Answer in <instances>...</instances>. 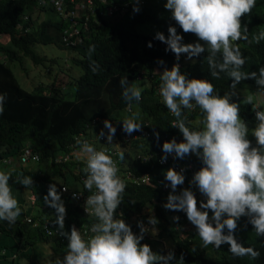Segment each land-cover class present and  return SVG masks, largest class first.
<instances>
[{"label":"trees","instance_id":"1","mask_svg":"<svg viewBox=\"0 0 264 264\" xmlns=\"http://www.w3.org/2000/svg\"><path fill=\"white\" fill-rule=\"evenodd\" d=\"M57 1L60 2L59 8ZM257 2L251 16L243 20L249 29V39L264 30V0ZM110 3L117 4L112 12L103 10L104 6L99 4L94 8L95 12L91 11L92 15L87 17L82 8L77 10L75 2L70 3L68 0H0V38L3 39L0 40V55L3 56L0 59V93L6 96L4 112L0 115V157L11 154L15 156L29 143L39 152L41 159L40 165L33 169L17 164L10 167L0 166V170L2 167L12 172V194L19 203L26 205L25 211L23 205H19L22 214H26L18 218L14 227L9 228L7 222L0 221V264H21L22 261H27L28 264H52L66 253L68 241L62 240V236L56 233L47 235L43 228L44 223L51 229L58 228L52 223L55 220V210L43 201L50 184H56L67 210L64 231L70 233L73 225L78 228L83 224L91 225L96 222L93 216L82 212L79 204L71 198V194L76 191L81 192L84 198L91 194L83 185L86 175L82 169L86 165V159H78L77 156H69L60 162L55 159L64 157L69 152L75 135H94L98 131L97 127L103 128L102 122L106 119L113 123L118 132L122 130L124 117L136 111L141 113L145 126L142 131L136 132L134 139L124 141L129 142V145H125V160L119 175L126 182L127 189L125 200L117 210L123 216L118 218H124L138 235L140 230L137 222L142 221L145 224L149 216H155L159 221L156 226L158 234L150 231L142 243L150 245L156 253L163 252L161 247L153 245L156 244L154 240L157 236L163 237L174 245L176 260L183 254L184 264H257V260L229 258L232 254L228 245H222L219 250L210 249L211 246L201 248L202 242L186 214L163 207L171 192L170 188L162 190L157 185L132 183L130 179H125V171H132L135 175L148 173L154 181L164 177L169 167L161 165L157 160L159 146L169 141L172 135L179 137V142L183 140L178 129L171 127L175 117L167 110L159 95L160 74L163 71L152 73L155 66L171 70L173 64L177 63L175 55L171 51H165L167 45L155 39L156 33H163L167 38V29L173 26L183 36L184 44L196 43L197 37L183 33L171 19V13L164 8L166 0H143L139 5H134L132 0H111ZM134 6L140 8L138 13L133 12ZM101 10L103 12L99 13ZM73 22L76 23L75 32L73 36H69L68 33L73 31L70 27ZM143 25L154 28L148 32ZM68 27V32L64 33ZM61 37L65 39L62 41ZM51 43L73 52L71 60L80 68L79 75L66 81V84H56L53 81L50 85L39 84L31 91L25 90L10 63L22 64L24 58H30L34 64H40L45 58L34 50V46ZM149 43L152 44L151 48L148 47ZM239 43L241 52L247 58L243 70L258 72L260 67H264V40L251 45L244 41ZM90 45H95V52L91 57L88 51ZM206 56L207 52L200 57H194L193 62L182 54L179 60L181 72L189 79L209 80L216 87L215 94L223 96L231 91L232 81L224 73H221L219 80L211 77ZM160 60L164 61L163 65L158 63ZM92 61L99 65L97 74L90 70ZM141 69L144 70L140 71ZM144 74L148 78V85L143 87L142 100L139 104L133 102L129 109L122 96L120 79L127 77L129 83H133L137 82L139 76L144 77ZM245 83L255 84V81L245 80L237 86ZM67 84L73 86V93L64 91ZM261 90L264 93V88ZM232 102H240L242 119H255L252 105L244 104L243 99L237 96L232 97ZM195 109L184 111L191 121V127H198L200 130L202 125L193 122L198 117L199 122L201 120L200 111ZM255 110L261 111V106L258 105ZM97 117L99 118L96 119ZM153 129L160 134L159 142ZM141 142L143 148L140 151L150 158L144 162L136 156L132 162H128L127 153L139 152ZM108 148V154L111 155L114 151ZM168 162L185 164L184 174L187 178H192L203 166L194 155L184 160L169 158ZM193 166L194 169L191 168ZM39 170H42V174L37 173ZM18 176H31L34 187L25 189L23 185L16 183ZM16 185L25 189L27 195L23 192L22 196ZM61 186H65L68 191H62ZM189 187L196 194L198 204L203 201L199 197L198 189L187 184L179 186L176 194ZM31 195L36 199L32 201L29 198ZM130 200L136 203L132 204ZM27 215L31 217L30 222L23 219ZM175 216L179 217L178 222L173 221ZM245 224L247 218L243 217L239 224L242 225V230H237L236 238L245 247L254 248L260 244V237L256 236L252 225L247 224L245 228ZM38 243L43 244L42 249L47 252L41 257L33 251ZM63 246L65 251H61ZM193 246L197 249L194 253L191 251ZM25 251L28 253L25 254ZM22 257L25 259H21ZM170 264H176V261Z\"/></svg>","mask_w":264,"mask_h":264},{"label":"clouds","instance_id":"2","mask_svg":"<svg viewBox=\"0 0 264 264\" xmlns=\"http://www.w3.org/2000/svg\"><path fill=\"white\" fill-rule=\"evenodd\" d=\"M110 1L97 0L96 3L95 0H68L70 3L75 2L77 10L82 8L87 17L92 15L91 11L95 12L94 8L99 4H102L103 10L106 11L108 6H117ZM142 1L132 0L134 5H139ZM257 3V0H166L164 8L171 13V19L183 33L194 34L198 42L182 43L183 36L179 35L177 28L173 26L168 27L167 38L163 33H156L155 39L166 44L165 51H171L177 61L171 70L161 68L163 72L160 74L159 95L167 110L175 117L171 127L178 129L183 137L182 142H179V137L172 135L169 141L159 146L157 160L160 163L162 150L164 155L160 164L168 165L169 169L164 173V177L159 179L167 181L164 186L171 189L163 207L186 214L187 220L195 227L202 242L201 248L211 246L210 249L219 250L222 245H228L232 254L228 256L229 258L257 260V264H264V111L263 106L255 101L256 95L252 93L244 97L243 103L252 105L255 112L254 120L242 119L240 102H232L237 85L245 80L252 79L257 86L264 88V67H260L258 72L244 71L247 58L241 52L239 43L244 41L251 45L264 40V30L249 39L248 26L243 23L245 17L251 16ZM139 11L138 6L133 7L134 13ZM102 12L101 10L99 13ZM75 24L73 22L70 26L73 31L68 33L69 36H73ZM68 29L69 27L64 33H67ZM148 47L151 48L152 44L149 43ZM88 51L91 57L95 52V45H90ZM205 52L211 77L219 80L221 73H224L232 81L231 91L223 96L215 94L216 87L209 80L189 79L181 72L179 60L182 54L193 60ZM158 63L163 65L164 61L160 60ZM89 67L93 74L98 73L99 65L95 61H92ZM142 70L144 69L140 71ZM152 73L158 74L154 70ZM144 79L148 80L145 74L144 77L139 76L137 82L133 83H129L127 77L120 79L122 96L129 109L133 102L139 104L142 100L143 89L138 82L141 83ZM5 101V94L0 93V115L4 112ZM258 105L261 106V111L255 110ZM197 107L200 109L199 123L202 128L193 130L189 126L191 121L184 110L191 111ZM102 124L103 128L97 127L98 131L94 135L83 133L75 135L69 152L64 157L55 159L56 162L69 156L86 159V165L82 169L86 175L83 185L91 194L85 197V200L81 192L76 191L72 193L73 196L71 194V198L79 204L82 212H84L82 203L85 200V212L93 216L96 222L88 225L91 234L87 239L77 230L80 227L76 228L73 225L70 233L64 231L67 210L56 184H50L43 201L45 205L55 210V220L52 223L58 226L56 235L59 234L68 241L66 253L52 264H170L174 260L176 264H184L183 254L176 260L174 245L165 241L163 237L157 236L154 240L156 244H153L161 247L163 252L156 253L150 245L142 243L150 231L158 234L156 226L159 221L155 216H149L145 224L142 221L137 222L140 230L138 235L124 218H118L123 216V213L118 214L117 210L125 200L127 189L126 182L119 175L125 160L124 148L125 145H129V142L124 143L122 134L124 132L130 136L143 130L145 125L141 120V113L136 111L130 116H125L122 120V130L118 132L110 120L106 119ZM153 134L159 142V132L153 129ZM27 148L31 149V155L22 161V155ZM107 148L114 152L108 154ZM140 148H143L142 142L139 143V152L127 153L128 162H132L136 156L144 162L150 158L142 154ZM169 155L179 160L194 155L203 166L192 178H187L184 174L185 164H179L184 169L177 172L171 168L169 162L163 163L167 161ZM4 159L11 161L6 163L3 162ZM40 160L39 152L27 143L17 155L0 157V166L10 167L17 164L33 169L28 164L34 162L40 165ZM191 168L194 169V166ZM37 173L42 174V170ZM144 175L149 177L151 183L141 181ZM11 178V171L0 170V221L7 222L9 228L14 227L22 215L19 201L12 194ZM125 179L145 185L156 182L148 173L134 174V178ZM15 182L23 185L25 189L34 187L31 176L22 178L18 176ZM184 184L196 187L203 201L198 204L191 187L176 194L178 187ZM164 186L159 188L165 190ZM62 191L67 192L68 189L63 187ZM78 193L81 194L82 201L76 200ZM30 199L33 201L36 197L31 195ZM130 203L136 202L130 200ZM146 209L147 207L144 211ZM27 216L23 219H31L29 215ZM243 217L247 218V224L252 225L256 236L260 237V244L254 248L245 247L236 238ZM172 219L174 222L179 221L178 216ZM153 249L156 250L154 247ZM191 251L196 252V247L193 246ZM21 264L25 262L22 261Z\"/></svg>","mask_w":264,"mask_h":264},{"label":"rangeland","instance_id":"3","mask_svg":"<svg viewBox=\"0 0 264 264\" xmlns=\"http://www.w3.org/2000/svg\"><path fill=\"white\" fill-rule=\"evenodd\" d=\"M43 17H44V12H42L41 14V18ZM143 28L146 29L148 32H150V29H153L154 27H151L149 25H143ZM196 42H198V38ZM34 50L39 55L44 56L45 59L42 63L34 64V62L30 58H24L22 64L17 62L10 63L16 78L18 79L20 85L25 90L31 91L39 84L50 85L53 81H55L56 84L58 82H60L61 84H66V81H69L70 79H73L74 76L77 77L79 75L78 73L80 72V68L76 66L71 60V56L73 53L72 51L60 48L59 46H56L53 43L36 44L34 46ZM0 59H3V56H0ZM161 71H162L161 67L155 66L154 72L159 73ZM54 78H56L57 81L54 80ZM139 82L138 85L142 89L144 86L148 84V81L146 79L142 80L141 83ZM64 91H69L73 93V86H69L67 84L66 87L64 88ZM251 93L256 95L255 101L257 102V104H261L263 106V111H264V93L261 90V88L256 85V83L255 84L245 83L240 86H237L235 96L244 99L246 95ZM195 110L200 111L198 107ZM193 122L195 124H198L199 117L195 119ZM189 126L191 127V125ZM193 130H198V127L193 128ZM28 165L32 168L38 167V164L34 162H30ZM1 169L6 170L5 168H1ZM16 186L19 187V191L22 193V196H23V192H25L24 194L25 196L27 195L25 189H23L20 185H16ZM19 205H23L25 211L26 205L22 204V202L19 203ZM25 214L26 213H23L20 217H22ZM41 245L43 244L38 243V246L37 247L34 246L33 248V251L36 254H38V256L40 255V257L41 255L47 253L44 249H42ZM65 250L66 248L63 246L61 248V251H65ZM24 253L27 254L28 251L27 252L25 251ZM23 258L24 257H22L21 259ZM23 262H25V264H28L27 261H23Z\"/></svg>","mask_w":264,"mask_h":264},{"label":"built area","instance_id":"4","mask_svg":"<svg viewBox=\"0 0 264 264\" xmlns=\"http://www.w3.org/2000/svg\"><path fill=\"white\" fill-rule=\"evenodd\" d=\"M70 1H74V0H70ZM59 6H60V2L57 1V8H59ZM113 9H114V6H108V7H107V11H109V12H112ZM136 135H137L136 132L132 133V135H130V136L127 135V134H125V133L123 132V134H122V138H123L125 141H129V140L134 139V137H135ZM160 154H161V155H160L159 161H160V163H162V162H161V157L164 155L163 152H162V150L160 151ZM30 155H31V149H30V148H27V149L25 150V153L22 155V161H25ZM34 157H37V156H34ZM169 158H170V159H173V157H172L171 155H169L168 158H167V161H166V162H163V163H167L168 160H169ZM10 161H11V159H4V160H3V162H6V163H9ZM170 166H171V168H174L177 172H179L181 169H184L181 165H179V164H175L174 162H173V165L170 164ZM125 177H126V178H134V174H133L132 172H130V171H127V172L125 173ZM134 180L136 181V180H137V177H136ZM141 181H143V182H145V183H151V180L149 179V177H148L147 175H144L143 177H141ZM166 183H168V182L165 181V180L157 179L156 182H155V184H154V183H152V184L157 185L158 187H161V186H164ZM63 187H65V186H61V189H62V190H63ZM164 187H165V186H164ZM165 188H166V187H165ZM78 194H79V193H78ZM72 196H73V194H72ZM86 198H87V197H86ZM86 198H85V200H86ZM76 200H80V201H82L81 194H79V196H78V198H76ZM85 200H84L83 203H82V207H83L82 209H83L84 213L88 215V213H86V212H85V209H84V203H85ZM89 215H90V214H89ZM27 221L30 222V218H28ZM43 228H44V232H45L47 235H52V234H55V233L57 232V228H55V229H51L50 227L47 226V223H44V224H43ZM89 229H90V226L84 224V225H82L80 228H78L77 230H79V231L81 232V235L84 236L85 239H87L88 236L91 234V233L89 232ZM58 235H59V234H58ZM59 236H60V235H59ZM61 238H62V240H67L65 237H61Z\"/></svg>","mask_w":264,"mask_h":264},{"label":"crops","instance_id":"5","mask_svg":"<svg viewBox=\"0 0 264 264\" xmlns=\"http://www.w3.org/2000/svg\"><path fill=\"white\" fill-rule=\"evenodd\" d=\"M0 40H2L1 38H0ZM38 246V244L36 245V247ZM41 247H43V246H41ZM35 255V254H34Z\"/></svg>","mask_w":264,"mask_h":264}]
</instances>
